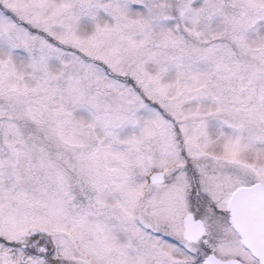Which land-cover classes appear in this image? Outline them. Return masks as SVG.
<instances>
[{"label": "snow or ice", "instance_id": "1", "mask_svg": "<svg viewBox=\"0 0 264 264\" xmlns=\"http://www.w3.org/2000/svg\"><path fill=\"white\" fill-rule=\"evenodd\" d=\"M0 264H264V0H0Z\"/></svg>", "mask_w": 264, "mask_h": 264}]
</instances>
